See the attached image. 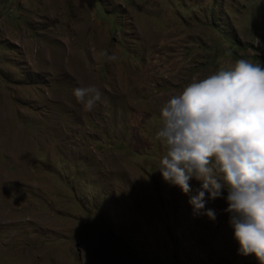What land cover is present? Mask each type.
I'll use <instances>...</instances> for the list:
<instances>
[{"label":"rangeland","instance_id":"1","mask_svg":"<svg viewBox=\"0 0 264 264\" xmlns=\"http://www.w3.org/2000/svg\"><path fill=\"white\" fill-rule=\"evenodd\" d=\"M240 58L264 62V0H0V264H260L224 198L194 215L157 171L160 107Z\"/></svg>","mask_w":264,"mask_h":264},{"label":"clouds","instance_id":"2","mask_svg":"<svg viewBox=\"0 0 264 264\" xmlns=\"http://www.w3.org/2000/svg\"><path fill=\"white\" fill-rule=\"evenodd\" d=\"M101 55L117 60L107 50ZM72 94L85 112L104 98L94 84ZM158 119L163 180L189 197L194 215L210 221L217 216L206 205L224 198L239 253L264 264V62L240 58L230 69L194 80L160 107Z\"/></svg>","mask_w":264,"mask_h":264},{"label":"bare ground","instance_id":"3","mask_svg":"<svg viewBox=\"0 0 264 264\" xmlns=\"http://www.w3.org/2000/svg\"><path fill=\"white\" fill-rule=\"evenodd\" d=\"M95 38V37H94ZM90 40V39H89ZM90 42H91V47H90V51L92 52V50L94 49V45L92 44V42L93 41H91L90 40ZM95 43H97V41L95 42ZM97 48V47H96ZM77 50V49H76ZM72 54H76V52L74 53H72ZM93 54V53H92ZM93 71V70H92ZM3 103V102H2ZM1 103V104H2ZM7 104V103H6ZM7 107V106H6ZM1 108H4V107H1ZM8 109V108H7ZM5 114V113H4ZM3 115V114H2ZM4 116V115H3ZM1 118V117H0ZM2 119V118H1ZM9 124H10V122H9ZM1 127V126H0ZM1 129H2V127H1ZM0 129V130H1ZM2 130H7V129H2ZM1 130V131H2ZM2 134H5V133H3V132H1ZM27 137V136H26ZM6 140V139H5ZM8 141V140H7ZM11 141H13V140H11ZM16 141V140H15ZM28 141V140H27ZM26 141V142H27ZM13 143V142H12ZM6 144H7V142H6ZM9 144H10V141H9ZM13 145V144H12ZM12 145H10V146H12ZM28 145V144H27ZM15 147V156L16 157H22L23 156V153H22V151H21V149H22V143L21 142H18L17 143V146H16V143L14 144V146H12L10 149H13ZM25 157V156H24ZM11 158V157H10ZM11 160L13 161V159L11 158ZM20 160V159H19ZM20 161H22V160H20ZM23 163V162H22ZM25 163V162H24ZM7 219L8 220H10V219H12V218H16V215H12V213H9L7 216ZM23 241V240H22ZM33 241V240H32ZM24 245V244H23ZM29 249H31V248H29ZM36 249H32L31 251H35ZM37 251V250H36ZM46 251H50L52 254H51V260H49L48 262H46L45 264H68V259L66 258V256L64 255L65 253H64V251L65 250H63L62 248H59V247H56V246H52V247H49V248H47L46 249ZM24 253V252H23ZM32 253V252H31ZM49 254V253H48ZM33 256H34V254H32ZM36 256H37V254H36ZM49 256V255H48ZM16 264H24V261L23 260H20V261H17L16 262Z\"/></svg>","mask_w":264,"mask_h":264}]
</instances>
